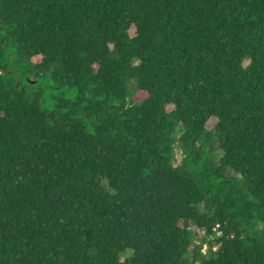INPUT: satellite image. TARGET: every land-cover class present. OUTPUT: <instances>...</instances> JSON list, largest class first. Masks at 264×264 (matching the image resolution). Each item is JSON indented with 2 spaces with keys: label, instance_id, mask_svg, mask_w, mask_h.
I'll return each instance as SVG.
<instances>
[{
  "label": "trees",
  "instance_id": "1",
  "mask_svg": "<svg viewBox=\"0 0 264 264\" xmlns=\"http://www.w3.org/2000/svg\"><path fill=\"white\" fill-rule=\"evenodd\" d=\"M0 264H264V0H0Z\"/></svg>",
  "mask_w": 264,
  "mask_h": 264
},
{
  "label": "rangeland",
  "instance_id": "2",
  "mask_svg": "<svg viewBox=\"0 0 264 264\" xmlns=\"http://www.w3.org/2000/svg\"><path fill=\"white\" fill-rule=\"evenodd\" d=\"M243 62L244 64H246L247 60H244ZM22 85H25V82H23ZM32 86L34 87L28 88V89H34L35 87H36V90L39 89L40 101L42 105L48 109H50L53 106V101L57 95L61 94L64 97H71L74 95V90L72 88H67L51 80L38 79L37 82L35 83L32 82ZM52 96L54 98H52ZM213 121L214 120L212 118L209 119L206 123V126L210 127ZM127 253H129V251Z\"/></svg>",
  "mask_w": 264,
  "mask_h": 264
}]
</instances>
